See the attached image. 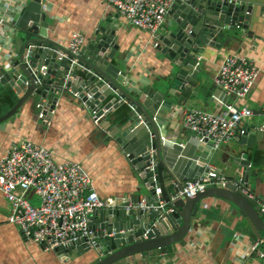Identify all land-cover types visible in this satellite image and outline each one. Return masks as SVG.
<instances>
[{"label": "water", "instance_id": "95a60500", "mask_svg": "<svg viewBox=\"0 0 264 264\" xmlns=\"http://www.w3.org/2000/svg\"><path fill=\"white\" fill-rule=\"evenodd\" d=\"M43 1L29 0L19 14L10 13L14 21L11 28L15 54L8 65L0 66V86L4 88L1 95L8 96L5 91L11 90L14 102L0 114V124L13 117L28 101L36 104L43 115H49L59 97L76 93L96 117L101 116L99 124L135 167L138 177L135 199L118 204L109 200L105 208L91 213L94 249L101 254H96L91 264L136 261L150 264L157 253L165 255L168 247L183 245L198 204L207 198L231 204L264 247V223L258 214V205L233 185L238 179L248 183L250 162L241 159L246 153L241 151L234 162L243 168L236 179L206 187L192 197L172 200L183 182L207 174L204 169L207 158L195 154L200 144L188 132L181 143L166 139L171 133V108L185 106L190 97L197 95L195 90L201 84L198 78L201 66L197 60L200 50L205 45L219 47L220 43L213 39L226 30L250 33L245 23L250 19V6L231 0H175L167 12L171 23L159 36L156 46L157 53L169 60L170 72L156 81L154 88L142 89L133 97L122 86L126 74L115 61L117 46L112 26L104 34L97 31L87 46L71 53L51 38ZM207 91L210 102L217 104L214 98L226 102L224 93L214 84ZM112 95H120L130 107L122 127L109 128L117 117L105 120L123 102L116 103ZM246 130L247 134L240 139L241 145L252 148L258 140L264 142V130ZM203 144L211 148L209 143ZM216 173L215 179L225 180L221 172ZM157 188L159 196L155 194ZM140 201L146 206L155 207L159 202L165 206L152 211L133 207ZM168 207L173 211L166 213ZM90 250L81 241L61 246L55 252L74 259Z\"/></svg>", "mask_w": 264, "mask_h": 264}, {"label": "crops", "instance_id": "0c3cea01", "mask_svg": "<svg viewBox=\"0 0 264 264\" xmlns=\"http://www.w3.org/2000/svg\"><path fill=\"white\" fill-rule=\"evenodd\" d=\"M28 1L0 0V5L17 7ZM231 1L250 6V19L245 22L250 33L240 29L226 30L213 39L220 43L219 47L203 46L198 75L201 84L195 90L197 95L190 97L185 106H176L174 114L169 112L171 133L166 137L168 140L175 139L181 143L187 137L181 123V109L197 108L213 114L222 111L219 99L214 98L217 104L209 101L207 89L214 84V76L225 55L243 58L258 70L250 91L245 98L235 101V105L245 106L251 111L250 117L240 121V127L250 131L264 130V0ZM43 8L50 23L51 38L64 47L73 32L82 34L85 38L83 46H87L96 37L97 31L104 34L112 26L117 46L115 61L126 74L122 86L129 95L134 97L142 89L154 88L156 81L169 74V60L157 53L149 33L128 24L107 0H45ZM170 23L171 18L166 15L158 36L166 31ZM7 34L11 37L0 38V66L8 65L15 54L13 36ZM3 89L0 86V98L4 96L1 95ZM5 92L14 102L11 90L8 88ZM220 97L223 99L222 93ZM112 98L116 103L120 99L123 101L120 95H112ZM3 108V105L0 106V114L4 112ZM129 111L126 102L120 103L116 111L105 117V120L117 117L110 122L109 128L114 125L122 127ZM40 113L38 106L28 101L13 117L0 124V159L13 143L28 140L50 149L57 161L78 162L91 177L101 200L135 199L138 194L135 167L109 137L108 131L102 125L98 127L93 123V113L87 106L72 94H67L58 98L53 111L43 115V120L38 117ZM240 139L234 138L215 151L201 144L195 154L207 158L206 165L221 172L225 180H232L242 174L243 168L234 162L244 151L246 155L241 159L250 162L247 186L257 204H264V142L260 139L248 148L241 145ZM29 200L37 204L34 196L29 195ZM8 211L9 205L0 193V264H91L96 258L94 250L74 259L70 255L61 257L55 251L43 250L27 241L19 229L7 221ZM190 228L183 245L168 247L165 255L157 253L150 264H264V258L248 255L249 245L257 238L234 207L222 199L201 201ZM261 247L263 250L262 240Z\"/></svg>", "mask_w": 264, "mask_h": 264}, {"label": "built area", "instance_id": "2783aa9c", "mask_svg": "<svg viewBox=\"0 0 264 264\" xmlns=\"http://www.w3.org/2000/svg\"><path fill=\"white\" fill-rule=\"evenodd\" d=\"M174 1L107 0V3L128 24L148 32L152 46L156 48L158 30ZM22 6L23 2L17 7L0 5V38H5L6 35L11 37L7 34L13 33L11 25L14 21L10 13L19 14ZM84 42L82 34L73 32L65 48L76 53ZM257 75L258 70L243 58L234 55L223 57L213 80L214 86L221 89L227 100H230L222 103V111L213 114L197 108L180 110L182 127L196 144L207 142L215 151L228 141L247 134V130L239 124L242 119L250 117L251 111L245 106L237 107L235 101L245 98ZM72 95L78 98L76 93ZM176 109L171 108L170 114H174ZM38 117L43 120L42 113ZM100 117L94 114L92 117L93 123L98 127ZM204 169L206 175L201 174L183 182L182 188L172 195V200L192 197L206 187L227 182L215 179L217 173L211 166L205 164ZM233 185L243 196L257 203L242 179H238ZM0 193L9 205L7 221L15 225L27 241L46 251H55L61 246L82 241L89 249L96 251L97 255H101L99 250L94 249L90 216L93 211L103 209L107 204L99 198L91 177L78 162L57 161L50 149L28 140L15 142L0 159ZM155 194L160 195L159 188L155 190ZM29 195L35 197L37 204L29 200ZM114 201L116 204L126 202L124 198ZM257 205L258 214L264 223V204ZM164 206L163 202L153 207L140 201L133 207L152 211ZM172 211V207L165 209L166 213ZM248 255L264 258L261 240H254L249 245Z\"/></svg>", "mask_w": 264, "mask_h": 264}, {"label": "trees", "instance_id": "16d2710c", "mask_svg": "<svg viewBox=\"0 0 264 264\" xmlns=\"http://www.w3.org/2000/svg\"><path fill=\"white\" fill-rule=\"evenodd\" d=\"M6 98V97H8V96H3L2 98ZM2 98H0V106H2L3 105V109L2 110H7L8 108H10V106L13 104V101L8 97V98H6V99H2Z\"/></svg>", "mask_w": 264, "mask_h": 264}]
</instances>
